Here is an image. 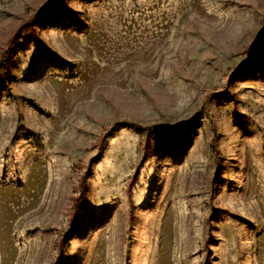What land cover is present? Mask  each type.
Instances as JSON below:
<instances>
[{"label":"rangeland","instance_id":"rangeland-1","mask_svg":"<svg viewBox=\"0 0 264 264\" xmlns=\"http://www.w3.org/2000/svg\"><path fill=\"white\" fill-rule=\"evenodd\" d=\"M50 1L0 0V264H264V0H56L5 56Z\"/></svg>","mask_w":264,"mask_h":264},{"label":"trees","instance_id":"trees-1","mask_svg":"<svg viewBox=\"0 0 264 264\" xmlns=\"http://www.w3.org/2000/svg\"><path fill=\"white\" fill-rule=\"evenodd\" d=\"M56 0H51L49 3H47L46 5L42 6L36 13L35 15L27 20L26 22H24L23 24H21V26L18 28L17 32L15 33V35H13L10 39V42L8 44V47L5 51V56H8L10 55L14 48L16 47V41H17V38L20 36V34L25 30L26 32L27 31H30L33 24L39 20L40 18V15L45 13L47 10H49L51 7H53L54 3H55ZM260 38V35L258 37H256L255 39V42H257V40ZM72 229L74 232L75 231V225H74V222L72 223ZM66 238L67 236H64V238L61 239V242L64 243L66 241Z\"/></svg>","mask_w":264,"mask_h":264}]
</instances>
